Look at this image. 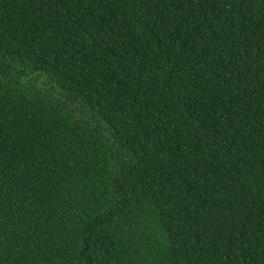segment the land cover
Instances as JSON below:
<instances>
[{"label": "trees", "instance_id": "16d2710c", "mask_svg": "<svg viewBox=\"0 0 264 264\" xmlns=\"http://www.w3.org/2000/svg\"><path fill=\"white\" fill-rule=\"evenodd\" d=\"M0 264H264V0H0Z\"/></svg>", "mask_w": 264, "mask_h": 264}]
</instances>
